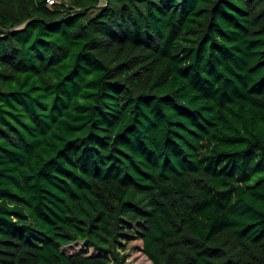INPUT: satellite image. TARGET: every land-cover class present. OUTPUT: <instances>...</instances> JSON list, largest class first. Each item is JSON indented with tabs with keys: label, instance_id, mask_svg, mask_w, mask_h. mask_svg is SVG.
Wrapping results in <instances>:
<instances>
[{
	"label": "trees",
	"instance_id": "obj_1",
	"mask_svg": "<svg viewBox=\"0 0 264 264\" xmlns=\"http://www.w3.org/2000/svg\"><path fill=\"white\" fill-rule=\"evenodd\" d=\"M134 245L264 264V0H0V264Z\"/></svg>",
	"mask_w": 264,
	"mask_h": 264
},
{
	"label": "rangeland",
	"instance_id": "obj_2",
	"mask_svg": "<svg viewBox=\"0 0 264 264\" xmlns=\"http://www.w3.org/2000/svg\"><path fill=\"white\" fill-rule=\"evenodd\" d=\"M84 244L82 242H75L69 246H65L63 248L65 251L69 252L71 250L83 248ZM128 253V259L133 263V264H149V262L142 256L140 252V247L138 245H134L130 247L127 251Z\"/></svg>",
	"mask_w": 264,
	"mask_h": 264
},
{
	"label": "built area",
	"instance_id": "obj_3",
	"mask_svg": "<svg viewBox=\"0 0 264 264\" xmlns=\"http://www.w3.org/2000/svg\"><path fill=\"white\" fill-rule=\"evenodd\" d=\"M49 3H51V1H49Z\"/></svg>",
	"mask_w": 264,
	"mask_h": 264
}]
</instances>
